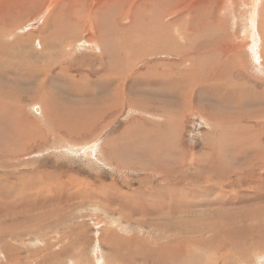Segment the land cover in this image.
<instances>
[{"label":"rangeland","instance_id":"1","mask_svg":"<svg viewBox=\"0 0 264 264\" xmlns=\"http://www.w3.org/2000/svg\"><path fill=\"white\" fill-rule=\"evenodd\" d=\"M50 1L54 0H0V15L3 18V22L2 24H0V40L5 43H10L15 40L13 39L14 37L16 38L17 36H19L20 38H22L27 34L31 35L30 42L32 43V46L28 48L21 47L18 50L19 53L15 54V57L24 52L25 54L35 53V37L37 38V36L40 34V29H47V21L45 20V18L47 13L49 12L48 7H51ZM47 2H49V6ZM208 6L212 8L215 7V9L212 10L213 12H211L212 16L209 18V22L207 23V29L204 30L205 34H201L198 36H189L188 34H185L183 37L179 36L178 33H174V38H172V40H175V43L171 44V47L167 46L165 43L160 47L162 49L160 57L164 55V51L175 52L185 50V48L189 49V51L191 52L193 51L192 53L194 54L198 53L202 56H199V59H193V57H191V59L188 60L189 62H186L183 57L173 56L172 58L168 57L163 59L159 57L156 58L155 61H150L151 66L153 63L159 60H171L174 62V64H176L173 70L175 73L181 74L182 72L189 71L190 69L189 73L191 75L194 74L192 77H190V74H188L185 81L192 82L193 84L201 86L202 88L204 87V84L205 86L213 85L212 87H215L219 84L218 87L215 88L216 91L213 94V97H216L218 95L217 100L212 99V101L210 99V101L211 103L215 102L214 107H222V109L214 108V111L218 110L219 113H223V111L227 108L222 115H227L228 111L231 112L236 110L240 112L244 111V113L248 110L244 115L248 114L249 112H253L254 109L264 110V0H251V2L250 0H209ZM22 11L25 12V14H23ZM197 14L198 12L194 11L189 13L188 17L190 19H194L196 18ZM9 15L11 16V18H13L14 21L10 22L6 18ZM28 17L29 19L26 20V18ZM251 17L253 18L251 19ZM10 24L15 26L14 31L12 30L15 35H13L12 37H8L9 35L7 34L3 35V33L7 31L6 29L10 31ZM215 25L220 29V32H214L217 30L214 27ZM179 30L182 33L183 31L185 32L182 23H179ZM248 34H252V39L250 36L248 38ZM204 35H206V37H204ZM84 36L85 35H81V38H79L69 47L57 48V51H59L62 56L71 57V59H76L77 55H85L88 52L95 51L94 48L89 47L87 40H85L88 39V36ZM217 38L221 40L220 47L225 49L223 51H225L229 61H226V58V60L224 59L222 61L217 60L218 57H221L220 52H223L222 50H220L219 52L214 53L215 45L213 44V40ZM189 41H193V45L190 46ZM92 42L95 43V41ZM144 43L147 44L145 49L146 51L148 50L151 41L149 39L144 40ZM196 43L198 45H196ZM103 44L106 45L107 43ZM194 45L195 47H192ZM13 51L15 52V49ZM9 53V51L5 50L0 52V55L3 57L0 64L5 67L9 66V63L5 60V57ZM92 53L95 54L97 52L95 51ZM53 58L57 59L56 55H51V59ZM50 62L52 66V60ZM214 62H217V65L219 67L215 65ZM206 65L208 70H206ZM14 66L15 74L18 70L24 69L22 66ZM185 67H187V69ZM197 67H200L202 70ZM224 68H226V72L224 71ZM211 69L213 70L214 74ZM22 70H20L21 75H15L12 78H10L9 76L8 78L7 76L0 77V89H5V92H7L6 94L3 93L4 95H0V124H3V129H0V193H3L4 195H10V197L3 203H1L0 206V213L2 212V216H0V234H2L0 235V246L3 245V250L2 247L0 248V255L3 256H0V264H116L115 261L111 260V255L109 254V252H107V247L105 246L106 242H108V247L113 248V254L115 253L116 256H119L118 254H121L127 260L126 264H146V262L148 264H153L149 262L151 258L149 256L143 255V252H145V250L146 252H148L149 250L150 253L154 252L156 250L149 248V246L158 245L157 249L158 251H160L156 252L163 254L160 257L161 259L159 258L160 261L162 260V262L159 263L158 260L157 264H165V262H163L164 259H162L164 257V252H162L164 249L163 246L165 244L167 254L170 253V250L172 253L173 250H176V241L180 240V234L182 235V238L180 237L181 241L183 240L184 242L185 240L186 244L184 245L186 246L184 251H182L181 253L182 255L184 254V257L181 256L179 263L174 262L175 264L218 263L217 255L215 257L202 251L199 252V250H196L194 254L193 252L191 254L188 252V247H190L188 241L189 237L194 238L195 236V240L209 238L210 233L208 232V230L212 225L207 224L208 220L206 218L208 216L206 215L205 217H203V214L206 213V211H209L211 213L210 216H212L214 211L221 210L220 206L215 203V198H212L214 196L211 195V197H204V195H210L208 193H204L203 195L198 194V197H196L194 200L193 198L188 197L187 199H190L192 205L195 206V208L192 207L190 209V212L188 213L182 214L181 211L180 213H177L178 210H167V208L165 207H168L170 203H173V205L176 206V200H174L173 197L171 198L175 202L168 200L169 195L172 194L176 197H180V194L182 192L178 190L180 193H175L173 191V189L169 185H174L176 181L171 180L169 176L168 178L170 180L168 182H165V180L163 179L165 172L162 171H166L167 168L168 170H171L177 165L182 166L186 161L192 158V156L195 158H200V160L202 161V152H208V154H211L212 161H214L215 163L217 162V164L219 165L223 164L222 166L226 167L225 169H227L226 165L239 167L242 165L240 159H242L243 161L245 157L234 158V156H232V152L236 151L233 148H237L233 144L235 142H245L247 144V142H251V140L252 142H258L259 139L261 140H259L260 142H264V127L263 130H257L256 128V131L253 132V130L249 128H244L241 130L240 125L238 126V124H233L231 125V128L227 130L226 127H224L223 129L219 122H217L218 125H214L210 122H207L205 119L203 120V117L200 116L199 113L193 112L186 115L184 114V118L180 126H172L168 125V121L171 118L169 116H172V110L170 108L171 103H162L158 100L165 107H167V109L163 105L162 107L154 105L151 98L153 96H156L158 98L161 91L159 88L157 89L156 87L146 86L144 81L133 82L127 80L123 84L119 83L122 85L121 88L123 87V90H126L123 91V95L121 92L119 93L117 87L118 85L114 80H106L101 82L96 81L97 83H89L83 80L74 82L69 81V83L47 81L45 82L47 91H39L36 90L35 87V83L37 81L30 77H24ZM209 73L214 79V82L213 80L205 81L204 79H202L203 76L207 74L210 75ZM219 73L220 75H218ZM225 74H227V77H232L230 79H223L226 77ZM212 75H218V77H213ZM197 76H199L201 82L198 78H196ZM200 76H202V78ZM216 80H220V82ZM202 82H204V84ZM236 85L238 88L236 87ZM240 85L241 87H239ZM181 86L183 87V82L181 83ZM182 87L180 88V90L182 89ZM112 88H115V90H113ZM225 88L227 91L226 94ZM233 89L235 92L233 91ZM249 89L250 92L248 91ZM141 91H143V94ZM113 92L114 95L116 93H119V95L116 97L119 98L116 99L118 102L115 100L116 106L120 105V102H122L125 98L124 96H126L127 99L129 98L133 102H135L134 106L142 107L144 111L142 109L140 110L136 107H132L130 104L125 105V103L124 106H121V108L119 106L114 107L113 111H111L108 116L102 118V115L100 113L103 112V108L101 109V105H104V99H107ZM180 92L184 94L182 90ZM221 92H224L225 95L223 94V96L226 100H229L221 101ZM258 92L259 95L257 94ZM246 93L248 94L246 95ZM252 93L256 96L255 98H252ZM195 95H198L197 102L200 103H197V108H200V106L202 108H206V106L203 105L204 103L202 102L203 99L208 100V98L206 97L208 95H206L204 91H196ZM241 95L248 96L254 106L241 104L239 101ZM213 97L211 96L210 98ZM233 99L236 101L235 103ZM98 103L100 105H98ZM151 106L153 108H164L166 109V111L169 109V111L165 113V110L163 109L161 111L154 112ZM150 111L152 114L150 113ZM166 114L168 115L166 116ZM215 117H220V120L224 118L222 116ZM159 129L162 130L158 133V135L155 132H157ZM165 132L169 136V139L167 140L162 139V134H165ZM157 135L161 138L159 141L161 142V147H157V145H155L156 142H144V140H146L148 137L150 138V136L153 138H157ZM28 142H30V144H28ZM137 142H139V145L136 147ZM176 142H179L178 148H180L187 154V157L184 158V163L181 164L179 163V158L176 157L173 150H171L174 148ZM228 142L229 145H232V148L229 147ZM134 146L136 147V150H134ZM242 147L246 148V145H243ZM226 148L229 150L228 153H226L228 157H226V154L224 153ZM217 151H219V153H217ZM244 153L245 149L243 150V154ZM215 154L218 155L217 159ZM145 156L146 158H144ZM248 158L249 160L251 159V157ZM175 162L178 163L175 164ZM247 162H245V164ZM146 166L148 167L146 168ZM257 166L254 170V173H256V175L254 174V181H258L259 183H261L260 192H262V188L264 185V165H262V163L261 165L260 163H258ZM196 167H198V169L201 168L198 165H196ZM183 171L185 170L180 169V173H177L176 177L180 176V174L184 175ZM257 173L262 174L261 179L263 181L261 179L259 180ZM191 174V177L198 178V176L195 175L194 172H191ZM72 177L78 179L76 187L72 188L73 191H71L70 189L72 185H69V187L65 188V191H62L63 194L61 195L58 184H60L61 182H65L64 180L66 178H69V180H71ZM92 178H94V181L96 180L95 183ZM176 179L180 180L178 178ZM23 182L24 186L28 188L18 191L17 193L20 195V197L18 198L15 189L17 188V186H21ZM85 182L88 184V186ZM180 185L182 184L180 183ZM43 186L44 188H42ZM191 186L192 185L189 184V187ZM200 186L201 188H199L198 190L202 191L206 189L205 184ZM87 187L90 188L88 189ZM247 187L248 186H245L244 191L248 192V197L245 198V200L248 201L245 202L243 199H237V196L234 194H227L226 192L224 193L225 195L227 194V197H225L224 200H227L225 201L226 204H224L223 212L225 211L227 213L228 209H230V214H237L242 211H246V209L254 210L259 205L260 207H262V204L264 205V194L260 193L258 199L254 200V196H250V189ZM114 188L117 190L119 189V191L124 194L123 197L117 196V191ZM76 189H81L84 191L85 189L86 191L88 189L86 195L91 198H88L86 200L83 199L82 196L84 195H81L83 192L78 193L76 192ZM106 189L110 194L106 191ZM95 190L97 191L96 193ZM98 190H100V193L98 192ZM149 190L151 192L156 190L157 192H159L160 197L165 198L166 201L164 202V211L156 213L154 216H145L144 214H142V217L139 214L136 215L137 213L135 214L131 211L128 212V208L130 207L131 202L139 205V207L141 203L142 208L140 207L139 211H144L143 207L147 205L146 198H148V195H146V193ZM41 191H44L43 194L45 195H39L38 192L40 193ZM205 191L207 192V190ZM214 191L219 192L218 189H215L213 187V192ZM97 193L99 194L97 195ZM162 193H165V195H163ZM106 194H108L109 198H111L110 196L114 195L112 198L116 202L109 205L110 199H107L106 201ZM76 195L78 197H76ZM232 195L234 197H231ZM202 196L205 199H202ZM182 197L183 195L181 196V198ZM59 198H61V200H59ZM79 198L82 199L80 200ZM97 198H99L100 201H97ZM229 198L232 199L230 200ZM156 199L159 200V197L156 196ZM252 199L253 202H251ZM10 200L14 202L7 204L8 202H10ZM44 200L47 203H44ZM102 200L108 203H105V205H103L104 202ZM237 200L239 203L237 202ZM220 201L221 199L218 200V202ZM154 203L155 205L156 203L160 205L161 201H153L152 204ZM252 203H256L254 204L255 206ZM26 204L30 205L26 206ZM120 205L124 207L123 211L125 210V214L119 213L120 211H122L120 210ZM213 208L215 209L213 210ZM14 212H16L18 217ZM57 212L60 214H58ZM52 215L54 216V219H51ZM158 215L159 218H156V216ZM166 215L168 216V218L171 217L173 221H170V218L168 219ZM171 215H173L174 217ZM261 215L263 219L264 212L261 213ZM125 216L127 217L125 218ZM14 217L15 220H12V218ZM165 219H168V221L170 222L169 223L168 221H166L168 223L165 222V226L167 227V224L171 225L173 229H171V226H169L170 228H164L165 226L162 222H164ZM195 219L198 223L194 222ZM262 219L257 220V222L261 224V222H263ZM158 220H161V224L158 223ZM176 220H178L179 222ZM14 221L15 227L13 225L14 229H12V225L10 224H13ZM175 221L177 224L175 223ZM171 222H174V224H172ZM183 222L185 224H183ZM238 223L245 224L244 222ZM42 224L44 226V229L43 226H41ZM144 225L145 227H143ZM149 225L151 226V228ZM173 225L175 227L178 225L179 226L175 228ZM117 229H120V232L119 230L117 231ZM156 229L159 230L157 231ZM111 230L112 233L110 232ZM154 230L156 231L154 232ZM10 231H12V233H10ZM187 231H190V234ZM214 231L215 229L212 228V232ZM116 233L118 234V237L121 239L122 243L120 241L118 242V240H115L119 239ZM2 236H5L6 240L3 239L5 242L1 240ZM175 236H177L178 239L177 237L175 238ZM130 237L132 238L134 243L131 241ZM167 237L169 238V241ZM104 238L107 240H104ZM186 238L188 239L186 240ZM261 239L262 237L256 241L258 243H252L253 239L251 240V238H248L244 242H241L243 244V247L240 248V251L242 253L239 251L240 253L238 257L226 254V250H224L225 252H222L220 256L224 257V254H226L228 264H233V261L234 264H264V252H262L264 251V244L262 242L264 241V236L263 240ZM128 240L129 243L132 242L134 244H129L132 245V247L128 245ZM162 240H164V243L162 242ZM116 241L117 243L114 245V242ZM145 241H148L149 243ZM170 241H172V243L168 244L167 242ZM70 242H72V244ZM86 242L89 243L88 246ZM141 242L142 245L143 243H145L143 245L144 247L142 246L143 249L140 247L142 251L139 250L138 247L141 246ZM260 242L263 247H261ZM6 243H8L9 245ZM126 243L128 247L126 246ZM122 244H124V246ZM109 245H111L112 247ZM171 245H174L173 249H170ZM7 246L9 248H7ZM253 246H255L256 249ZM226 247L230 248V250L232 249L231 244H227V246L225 245V248ZM121 248L123 249L122 251H120ZM137 249L139 252H137ZM258 249H261V252H258ZM134 252L135 254L133 255ZM185 252L187 253L186 255ZM78 253L79 256L77 255ZM256 254L257 258L255 257ZM146 258L148 259V261ZM118 263L122 264L123 262Z\"/></svg>","mask_w":264,"mask_h":264},{"label":"bare ground","instance_id":"2","mask_svg":"<svg viewBox=\"0 0 264 264\" xmlns=\"http://www.w3.org/2000/svg\"><path fill=\"white\" fill-rule=\"evenodd\" d=\"M50 2H51V7L49 6V2H47L48 6H49L48 7L49 12L47 13L46 18H45V20L47 22L44 20L46 22L47 29H45V30H41L40 29V34L37 36V38L35 37V40H34V48H35L34 49V52L35 53H27V54H25V52H24V53H20V55H18V56L15 57V54L16 53H19L18 50L21 47L28 48V47L32 46V43L30 42V36H31L30 34H27L25 37H22V38H20L19 36H17L16 38L14 37L13 39H15V40L12 41V42H10V43H5L2 40H0V52L3 51V50L10 52L5 57V60H6V62L9 63V66L8 67H5L2 64H0V77L1 76H7V78H8V76H9L10 78H12L15 75L18 76L20 74V70H22V69L18 70L16 72V74H15V66L14 65H16V66H22L24 68L22 70L24 77H30V78L35 79L37 81L35 83V87H36V90H39V91H47V89L45 87V82H47V81H57V82H68L69 83V81H73L74 82V81L83 80V81H86V82H89V83H97V82L106 81V80H114V81H116V84L118 85L117 87H118L119 93L121 92L122 95H123V91L125 89L123 90V87L121 88V86H122L121 84L125 83L127 80H130V81H133V82H141V81H144L145 84H146V86H148V87L149 86L150 87H156L157 89L159 88L160 91H161V93L158 96V98L156 96H153L151 98L153 100L154 105H158V106H161L162 107V105H163L162 103H165V102L171 103L170 104V108L172 110V116H169L171 118L168 121V125H172V126L179 125L180 126L181 123H182V121H183L184 114L186 115V114H189L191 112H193V113H199L200 116L203 117V120L205 119L207 122H210V123H212L214 125L215 124L218 125L217 122H219V124L223 127V129H224V127H226L227 130H229L231 128V125H233V124L237 125L238 124V126L240 125L241 130L244 129V128H247V129L249 128V129L253 130V132H255L256 131V128L263 122V120H264V110H262V109H256V110L254 109L253 112H249L246 115H244V114L248 110L245 111V113H244V111L243 112H240V111H237V110L236 111H231V112L228 111L227 115H222V114H224V111H226L227 108L226 109L224 108L225 110L223 111V113H219V111L217 109L216 110L218 112L217 111H214L213 110L214 108H221L222 109V107H214L215 102H212L211 103V101H210V99L211 100L212 99L213 100H215V99L217 100V96L218 95L216 96V94H215L216 97H213V94L216 91L215 88L218 87L219 84L218 85L216 84L217 86L212 87L213 85L212 86L211 85L205 86L204 82H202L204 84V87H205V88L204 87L202 88L201 86H197L196 84H193L192 82L185 81L187 75L190 74L189 73L190 72V69H189V71H184L181 74L175 73L173 70H174L176 64H174V62L171 61V60H166V61L159 60V61L153 63L152 66L150 64L152 61H155L156 58H159L161 56V53H162L161 52L162 49L160 48L161 45H164V43H165L167 46L171 47L172 46L171 44H174L175 43L174 42L175 40L174 41L172 40V38H174L173 37L174 36V33H178L179 36H183V37H184L185 34H188L189 36H191V35L198 36V35H201V34H205V31L204 30L207 29V26H208L207 23L209 22V18L212 16L211 15L212 14L211 12H213L212 10L215 9V7L212 8V7L208 6L209 0H54V1H50ZM250 2H251V0H250ZM194 11H197L198 14H197L196 18L190 19L188 17V14L191 13V12H194ZM23 14H25V12H23ZM213 17H214V15H213ZM6 18L10 22L14 21L13 18H11L10 15L8 17H6ZM252 18L253 17H251V19ZM27 19H29V17L26 18V20ZM2 22H3V18L0 15V24H2ZM179 23H182L185 32L184 31H183V33L180 32V30H179ZM216 24H217V22H216ZM218 24H219V22H218ZM9 27H10L9 28L10 31L8 29H6L7 31H5V33H3V35L7 34V35H9L8 37H12L13 35H15V33L13 32L14 29H15V26L12 25V24H10ZM214 27L217 29L216 31L213 30L214 32H217V33L220 32L219 31L220 29L218 27H216V25ZM81 35H85L84 37L88 36V39H85V40H87V43L89 44V47L90 48H94V50L97 53L93 54L92 52H95V51H92V52H88L85 55H77V58L76 59H71V57L62 56L60 54V52L57 51V48H66V47L71 46L74 42H76L79 38H81ZM249 36L252 39V34L251 35L248 34V38H249ZM204 37H206V35H204ZM148 39L151 41V43L150 44L148 43L149 44L148 50L145 51L147 44L144 43V40H148ZM10 40H12V39H10ZM201 40H202V38H201ZM92 41H95V43L92 42ZM189 42H190V44H189L190 46L193 45L192 44L193 41L192 42L189 41ZM213 42H214L213 44L215 45L214 46V48H215L214 53L215 52L217 53L220 50H222V51L225 50V49H223V48L220 47L221 40H219L217 38V39H214ZM103 43H107L106 44L107 46L104 45ZM251 43H252V40H251ZM196 45H198V44L196 43ZM167 46H165V47H167ZM250 46H252V45H250ZM192 47H195V45L192 46ZM14 49H15V52L13 51ZM30 50H32V49H30ZM165 50H166V48H165ZM192 52L189 51V49H186V48H185V50L175 51V52L174 51H169V52H165L164 51V55L162 57H160V58L161 59L168 58V57L169 58H172L173 56H177V57H183L185 59V61L187 62L188 60L191 59V57H193V59L194 58L195 59H199V56H202L201 54H198V53H195L194 54ZM223 52L222 53L220 52L221 57H218L217 60L218 61H222V60H224L226 58L227 60L226 59L225 60L226 61H229L228 60V56H226L225 51H223ZM53 54L56 55L57 59H54V58L51 59V55H53ZM68 56H71V55H68ZM2 58L3 57L0 55V62H1V59ZM51 60L53 62V65L52 66H51V62H50ZM183 62H184V60H183ZM140 65H141V67H140ZM173 65H174V67H173ZM177 65H178V63H177ZM215 65H217V62L215 63ZM78 66H81V67H78ZM185 68L187 69V67H185ZM197 68H200V67H197ZM206 68H207V65H206ZM234 68H235V66H234ZM221 69H222V67H221ZM206 70H208V68ZM203 71H205V70H203ZM211 71L213 72L212 69H211ZM211 71H210V73H211ZM224 71L226 72V68H224ZM213 74H214V72H213ZM193 75L194 74H192V75L190 74L189 76L192 77ZM218 75H220V73ZM218 75H215V76L218 77ZM226 75L227 74H225V76ZM212 76L215 77L214 75H212ZM200 77L202 78V76H200ZM231 77L232 76H230V77L229 76L228 77L226 76L223 79H227V78L230 79ZM196 78L199 79V76H197ZM202 79H204L205 81H207V80L208 81L213 80V82H214V79L211 77V74L210 75L207 74V75L203 76ZM216 81H219L220 82V80H216ZM182 82H183V87L181 86V83ZM200 82H201V80H200ZM119 83H121V84H119ZM198 84H201V83H198ZM206 84H207V82H206ZM111 85H113V84H111ZM181 87H182L181 90H182V92L184 94H182L180 92L181 91L180 90ZM236 87H237V85H236ZM236 87H235V90H236ZM239 87H241V85ZM33 88H32V90H33ZM109 88H110V86H109ZM226 88H225V91H226ZM112 89L115 90V88H112ZM196 91L197 92L198 91L199 92H203L204 91V93L206 95H208V96H206L208 98V100L203 99V102H202V103H204L203 105H205L206 108H202L201 106H200V108H197V105L200 104V103L197 102V96L198 95H195ZM233 91H234V89H233ZM239 91H240V89H239ZM244 91H245V88H244ZM248 91L250 92V89ZM8 92H9V90H8ZM141 92L143 94V91H141ZM218 92H219V90H218ZM3 93L6 94L7 92H5V89L4 90L3 89H0V95H4ZM119 93H116L114 95V92H113L107 99H104V101H103L104 105H101L102 106L101 109L103 108V112L100 113L102 115V118L108 116V114L111 111H113V108L114 107L119 106L121 108V106H124L125 103H126L125 105L130 104L132 107H136V108H138L140 110L141 109L143 110L142 107L134 106L135 105V102H133L129 98L127 99L126 96H124L125 98L123 99L122 102H120V105H117L116 106L115 100L116 99H119V98H116L119 95ZM226 93H227V91L225 92V94ZM220 94H221L220 95V100L221 101L222 100H226L225 97L223 96L224 92L223 93L221 92ZM247 94L248 93H246V95ZM257 94L259 95V92ZM235 95H237V94H235ZM252 95H253V93H252ZM211 96L213 98H210ZM201 97H202V95H201ZM255 97H256L255 95L252 96V98H255ZM158 100L161 101L162 103L159 102ZM227 100H229V99H227ZM255 100H257V99H255ZM260 100H262V99H260ZM233 101H234V103L236 102L234 99H233ZM239 101H240L241 104H247V106H254L251 103L250 98L248 96H242L241 95V97L239 98ZM77 105H78V103H77ZM98 105H100V104L98 103ZM130 105H129V108H130ZM145 105H143V106H145ZM145 107H147V106H145ZM165 108L167 109V107H165ZM152 109L154 110V112H157V111L163 110L164 108L161 109V108H157V107H155V108L152 107ZM166 109H164L165 110V113L167 111H169V109L167 111H166ZM150 113H151V111H150ZM228 114H230V115H228ZM167 115L168 114H166V116ZM159 116H161V115H159ZM215 116H222L224 118H222L220 120L219 119L220 117H215ZM176 128H178V127H176ZM161 130L162 129H159L155 133L158 134L159 132H161ZM160 139H161L160 136H158L157 138H153V137L150 136V138L148 137L146 140H144V142H146V143L147 142L148 143L149 142H156L155 145H157V147H159L160 144H161V142H159ZM162 139L163 140L169 139V136H168V134L166 132H165V134H162ZM259 140H258L259 143L257 141L256 142H252V140H251V142H247V144L245 142H235L233 145H235L237 148H235V147L233 148L236 151L235 152H232L233 153L232 156H234V158L235 157H245V159H243V161H242V159H240L241 162H242V165L241 166L235 167V166L226 165L227 166V169H225L226 167H223L222 166L223 164L219 165V164H217V162L215 163L214 161H212V159H211V156L212 155L211 154H208V152H202V154H201L202 161L200 160V158H195V157L192 156V158H190L188 161H186L187 163L186 162L184 163L183 161H184V158L187 157V154L185 152H183L180 148H178L179 147L178 146L179 142H176L175 143L174 148L172 147L173 149H171V150H173V152L175 153L176 157L179 158V160H180L179 163L180 164L181 163H184V164L182 166L177 165V166L173 167V169H171V170H168V168H167V170L165 169L166 171L163 170L162 172H165L163 179L165 180V182H168L170 180L168 177L170 176L171 180L176 181L174 185H169V186L173 189V191L175 193L182 192L180 195L181 196L183 195V197L182 198H181V196L180 197L179 196L176 197V196L170 194L168 200H170V201L176 200V206L177 207L174 206L173 203H170L169 202L170 204L168 205V207H165V208H167V210L169 209V210H172V211L178 210L179 212L177 211V213H180V211L182 212V214L183 213H188V212H190V209L192 207L195 208V206H193L191 200L190 199H187V198L188 197H191L194 200L196 197H198V194L203 195L204 193H208L210 195H206V196L204 195V197H209V196L211 197V195H213L214 197H212V198H215V200H216L215 203H217V205L220 206V209H221V210L214 211V213H213L212 216H210L211 213L209 211H206V209H205L206 213L203 214V217H205L206 215L208 216L206 218L208 220L207 224L208 225H212L209 228V230H208V232L211 235L209 234V238H202V239H199V240H195L196 239L195 236H194V238H190L189 237V240L188 241H189V246L190 247H188V252L190 254L192 252L194 254L196 252V250H199V252L202 251V252H204L206 254L208 253V254L213 255L215 257L217 255L218 256V260H217L218 263H215V264H228V262H227L228 260L226 259L227 258L226 254H230L231 256L238 257L239 253L241 252L240 251L241 250L240 248L243 247L242 246L243 244L241 242H244L248 238H251V240L253 239L252 240V243H258L256 241L259 238H261V237H262L261 240H263V236H264L263 235L264 234V218L262 219V215L263 214L261 215V213L264 212V205L263 204H262V207H260V205H259L254 210L253 209H251V210L246 209V211H244V212L242 211V212L237 213V214H235V213L234 214L233 213L230 214V212H229L230 209H228V212L227 213L225 211L223 212L224 204H226L225 201L227 200V199L224 200V198L227 197V194L228 193L229 194L236 195L237 196V199H243L244 202L245 201H248V200H245V198L248 197V192L244 191L245 186H248L247 188L250 189V191H249V193H251L250 196L251 197L254 196L253 197L254 200L258 199V196L260 195V193L261 194H264V185H263V188H262V192H260L261 191L260 190L261 183H259L258 181H254V178H255V175H256V173H254L255 167L258 165V163H260V165H261V163H262V165H264L263 164V160H264V142H260L261 140L260 141ZM221 142H223V141H221ZM28 144H30V142H28ZM138 145H139V142H137L136 147ZM228 145H229V142H228ZM241 145L242 146L243 145H246V148L245 147H242ZM130 146H131V144H130ZM231 146L232 145H229V147H231ZM254 146H255V149H254ZM136 147L134 148V150H136ZM138 149H140V148H138ZM244 149H245V153L243 154V150ZM141 150H142V148H141ZM228 151L229 150L226 148L225 151H224V153L226 154V153H228ZM217 153H219V151H217ZM145 155H146V153H145ZM215 155H216V159H217L218 158L217 157L218 155L217 154H215ZM201 156H199V157H201ZM226 157H228L227 154H226ZM248 157H251V159L249 160ZM144 158H146V156ZM213 160H214V158H213ZM247 160H248V162H247ZM245 162H247V163L245 164ZM177 163L178 162H175V164H177ZM196 165L200 166L201 168L198 169V167H196ZM147 167L148 166H146V168ZM169 168H171V167H169ZM162 169H164V168H162ZM180 169H183L186 172L183 171L184 172V175L180 174V176L176 177V174L177 173H180L179 172ZM191 172H194V174L197 175L199 179L198 178L191 177L190 176V175H192ZM257 175H258L259 180H260L262 174H258L257 173ZM176 178H178L180 180H177ZM92 179L94 181V178H92ZM77 180L78 179H76L74 177H72L71 180H69V178H66L64 180L65 182H61L60 184H58V188H60L59 191H61V195L63 194L62 191H65L66 190L65 188L69 187V185H72V187H71L70 190L73 191L72 188L76 187ZM95 182H96V180L94 181V183ZM182 182H184V183H182ZM180 183L182 185H180ZM189 184H191L192 186L189 187ZM203 184H205L206 189H204L202 191L198 190L199 188H201L200 185H203ZM82 185H83V183H82ZM89 185H90V182H89ZM87 186H88V184H87ZM213 187L215 189H218L219 192H217V191H214L213 192ZM27 188L28 187H25L24 186V182H23V184L21 186H17V188L15 189V192L17 193L21 189H24L25 190ZM42 188H44V186ZM93 188H95V187H93ZM88 189H87V191H86V189H85V191L84 190H81V189H76V192H78V193L83 192L81 194V195H84V196H82V198L86 200V199L89 198V196L86 195L87 192H88ZM115 190L117 191V196H122L123 197L124 194H122L121 191H119V189L118 190L115 189ZM205 190H207V192ZM240 190H241V192H240ZM106 191H107V189H106ZM96 192L97 191L95 190V193ZM98 192L100 193V190H98ZM170 192H172V191H170ZM225 192L227 193L226 195L224 194ZM43 193H44V191L43 192L41 191L40 193L38 192L39 195H42ZM99 193H97V195ZM104 193H105V190H104ZM48 194H49V192H48ZM162 194L165 195V193H162ZM43 195H45V194H43ZM146 195H148L147 196L148 198H146L147 199L146 200L147 205H145L143 207L144 208V211H142V212L139 211V208L140 207L142 208L141 203H140V207H139V205L131 202V205L128 208V212L131 211L132 213H135V214L137 213L136 215L139 214L140 216L142 214H144L145 216L146 215L154 216L156 213H159L161 211H164V205H165L164 202L166 200H165L164 197L162 198V197L159 196L160 195L159 192H157L156 190L151 192L149 190V191H147ZM244 195H246V196H244ZM22 196H23V193H22ZM113 196H110V197L112 198ZM156 196L159 197V200L161 201V204L160 205H162V206L158 205L157 203H156V205H155V203L152 204L153 201L160 202L158 199H156ZM9 197H10V195H4L3 193H0V206H1V203H3ZM17 197L18 198L20 197V195L18 193H17ZM41 197H43V196H41ZM76 197H78V196L76 195ZM105 197H106V201H107V199H110V201H109L110 204L109 205H111L112 203L116 202L113 198H112L113 200L111 198H109L108 197V194H106ZM143 197H144V195H143ZM171 197H173L174 200H172ZM204 197L202 196V199ZM231 197H234V196L232 195ZM261 197H262V195H261ZM82 198H79V199L81 200ZM219 199H221L220 202H218ZM59 200H61V198H59ZM74 200H76V199H74ZM97 201H100V199L97 198ZM12 202H14V201H11L10 200V202H8L7 204H10ZM31 202H32V200H31ZM103 202H104L103 205H105V203L106 204L108 203V202H105V201H103ZM141 202H144V201H141ZM237 202H238V200H237ZM251 202H253V199H252ZM33 203H37V202H33ZM33 203H31V204H33ZM40 203H42V202H40ZM44 203H47V202L44 200ZM63 203H64V201H63ZM254 204H256V203H254ZM260 204H261V202H260ZM29 205L30 204H28V205L26 204V206H29ZM61 207H63V206H61ZM100 207H104V206H100ZM123 208L124 207L121 206L120 210H122V211H120L119 213L125 214L124 213L125 210L123 211ZM214 209L215 208H213V210ZM12 210H14V209H12ZM100 210H101V208H100ZM207 210H208V207H207ZM56 211H58V210H56ZM231 212H232V210H231ZM14 213L16 214V212H14ZM58 214H60V213H58ZM0 216H2V212L0 213ZM16 216H17V214H16ZM132 216H133V214H132ZM164 216H161V217H164ZM171 216H173V215H171ZM175 216H176V214H175ZM7 217H8V215H7ZM126 217L127 216H125V218ZM157 217L159 218V215L156 216V218ZM52 218L54 219V216L53 215L51 216V219ZM167 218H168V216H167ZM169 218H170V221H173L171 217H169ZM153 219H155V218H153ZM168 219L167 220L165 219V221L162 222V223L164 224L166 221H168ZM259 219H262L263 220V222H261V224L257 222V220H259ZM12 220H15V217L12 218ZM262 220H260V221H262ZM160 221L158 223H160ZM176 221H178V220H176ZM176 221H175V223H176ZM146 222H147V219H146ZM149 222H151V221H149ZM149 222H148V224H149ZM168 222H166V223H168ZM190 222H192V221H190ZM194 222H197L196 219H195ZM238 222H244L245 224H241V223H238ZM39 223H40V221H39ZM139 224H140V222H139ZM172 224H174V222ZM183 224H185V223L183 222ZM10 225H12V229H14L13 228V225L15 227V221H14L13 224H10ZM154 225H155V223H154ZM41 226H43V224ZM149 226H148V228H149ZM164 226H165V224H164ZM169 226H171V225H168L167 224V227H169ZM178 226H176V227H178ZM182 226H184V225H182ZM186 226H187V224H186ZM115 227H117V226H115ZM143 227H145V225ZM167 227L165 226L164 228H167ZM150 228H151V226H150ZM153 228H152V230H153ZM212 228L215 229L214 232H212ZM43 229H44V226H43ZM171 229H173L172 226H171ZM118 230L120 232V229H117V231ZM156 230H154V232ZM110 232L112 233V230ZM187 232H189V234H190V231H187ZM10 233H12V231H10ZM168 233H169V231H168ZM189 234H187V235H189ZM0 235H2V234H0ZM116 235L118 237V234L117 233H116ZM181 236L182 235L180 234V236H179V239L180 240H177L176 241L177 242L176 243V247H175L176 250H173L172 253H171V250H170V253L169 254L166 253L165 244H164V246H163L164 249L162 251V252H164V257L162 259H164L163 262H165V264L166 263L167 264L179 263V260L181 259V256L184 255V254L182 255L181 253L185 249V246L186 245H184V244H186V241L184 240L185 243L183 242V240L181 241V238H182ZM157 237H158V235H157ZM176 237L177 236H175V238ZM125 238H126V236H125ZM139 238H143V237H139ZM3 239L6 240L5 236L4 237L2 236V238H1V240L3 242H5ZM114 239H115V237H114ZM130 239L134 243V241L132 240L131 237H130ZM177 239H178V237H177ZM187 239L188 238H186V240ZM86 240H87V238H86ZM104 240H107V239L104 238ZM115 240H118V242L120 241L122 243V241H121L120 238L119 239H115ZM123 240H124V238H123ZM129 240H128V245L129 244L134 245L132 242L129 243ZM148 241H145V242H148ZM163 241L164 240H162V242ZM168 241H169V238H168ZM172 241L167 242V243L168 244L169 243H172ZM227 241H229V242H227ZM165 242H166V239H165ZM262 242L264 244V241H262ZM70 243L72 244V242H70ZM97 243H99V242H97ZM107 243L108 242H106V244H105V246L107 247V252H109L111 255H113V251H112L113 248L108 247L107 246ZM116 243H117V241L114 242V245ZM138 243H140V242H138ZM6 244H8V243H6ZM86 244H87V246L89 245V243H87V242H86ZM136 244H137V242H136ZM136 244H135V246H136ZM144 244L145 243H143V245ZM227 244H231L232 245V247H231L232 249L231 250H230V248H227V247L225 248V245L227 246ZM4 245H5V243H4ZM122 245L124 246V244H122ZM128 245L126 243V246L127 247H128ZM132 245H129V246L132 247ZM143 245H142V242H141V246H138L139 247V250L142 251V249H143L142 246ZM253 245H255V244H253ZM260 245H261V247H263V245L261 244V242H260ZM2 246H0V248ZM82 246H80V247H82ZM109 246H111V245H109ZM157 246H154V245L151 246L150 245L149 248L158 251V249H157L158 247ZM173 246L171 245V248L170 249H173ZM178 246H180V247H178ZM140 247L142 249H140ZM253 247H255V246H253ZM7 248H9V247L7 246ZM67 248H68V246H67ZM118 248H119V245H118ZM135 248H137V247H135ZM159 248H161V247H159ZM124 249H126V248H124ZM255 249H256V247H255ZM261 249H258L257 251L258 252L259 251L261 252ZM2 250H3V247H2ZM122 250L123 249L121 248L120 251H122ZM144 250H145V248H144ZM224 250H226L227 253L224 254L225 255L224 257H222V256H220V254L222 252H225ZM156 251L150 253L149 250H148V252H146V250H145V252H143V255L149 256L151 258L149 260L150 263L157 264L158 263V260H159V263L162 262V260L160 261V259H161L160 257L162 256L163 253L162 254L161 253H158L160 250L158 252H156ZM135 252H136V250H135ZM135 252L133 253V255L135 254ZM137 252H139L138 249H137ZM167 252H168V250H167ZM262 252H264V251H262ZM166 254L168 255V258L169 259L167 258V255ZM186 254L187 253L185 252V255ZM63 255H64V253H63ZM71 255H73V254H71ZM77 255L79 256V253ZM124 255H125V252H124ZM0 256H2V255H0ZM137 256H139V255H137ZM241 256H242V254H241ZM255 257L257 258V254H256ZM117 258L118 257H116V260H115L116 264H121V263H118V262H123L122 264H126L127 263V260L124 257H122L124 259H122V258L121 259H117ZM138 258H140V257H138ZM147 261H148V259H147ZM217 261H214V262H217ZM96 262H97V260H96ZM105 262H107V261H105ZM143 263H145V262H143ZM101 264H103V263H101ZM146 264H148V263L146 262ZM233 264H234V261H233Z\"/></svg>","mask_w":264,"mask_h":264},{"label":"crops","instance_id":"3","mask_svg":"<svg viewBox=\"0 0 264 264\" xmlns=\"http://www.w3.org/2000/svg\"><path fill=\"white\" fill-rule=\"evenodd\" d=\"M264 124L263 122L257 127V130H263ZM0 129H3V124H0ZM110 254V253H109ZM111 255V254H110ZM119 256H116V254L114 253L113 255H111V260L115 261L116 257H118L117 259H121L123 256L121 254H118ZM123 259V258H122Z\"/></svg>","mask_w":264,"mask_h":264}]
</instances>
